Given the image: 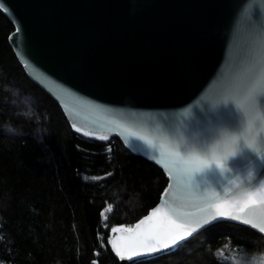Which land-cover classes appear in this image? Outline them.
Instances as JSON below:
<instances>
[{"label":"water","instance_id":"water-1","mask_svg":"<svg viewBox=\"0 0 264 264\" xmlns=\"http://www.w3.org/2000/svg\"><path fill=\"white\" fill-rule=\"evenodd\" d=\"M0 11L14 26L8 41L25 73L57 102L73 131L101 142L118 138L166 175L154 208L132 229L112 233L121 264L174 250L156 241L160 252L140 246L151 229L178 231L170 219L191 232L180 244L220 222L264 237L243 222L264 226L259 216L213 219L214 207L209 215L217 200L237 212L256 188L247 152L229 159L226 171L193 175L177 168L168 151L201 152L205 134L223 123L225 99L243 122L238 132L207 144L208 153L222 155L233 141L264 149V105L257 102L264 94V0H0ZM258 172L257 181L264 166ZM133 247L143 254L132 255Z\"/></svg>","mask_w":264,"mask_h":264},{"label":"trees","instance_id":"trees-1","mask_svg":"<svg viewBox=\"0 0 264 264\" xmlns=\"http://www.w3.org/2000/svg\"><path fill=\"white\" fill-rule=\"evenodd\" d=\"M0 11V259L8 264H121L112 233L158 203L164 172L118 138L71 128L25 73ZM129 264H264V237L216 223L174 250Z\"/></svg>","mask_w":264,"mask_h":264},{"label":"snow or ice","instance_id":"snow-or-ice-1","mask_svg":"<svg viewBox=\"0 0 264 264\" xmlns=\"http://www.w3.org/2000/svg\"><path fill=\"white\" fill-rule=\"evenodd\" d=\"M15 36V34H13ZM254 76L250 77L253 79ZM257 102L261 105H264V94L257 97ZM232 101L230 99H225L221 101V111L220 116L224 118L223 123L220 128L210 131L205 134V147L201 152H182L174 147L168 149L169 153L175 157L173 163L177 168H187L191 170V173L194 175L196 173H203L210 170H219L221 172L226 171V165L229 162V159L236 157L239 152H247L252 163V168L248 169L247 175L249 180L256 181V188L247 193V198L243 201L241 207L237 212L233 213L227 211L230 207L229 203L226 200H217L215 205L209 204V215L212 214L211 209L214 207L216 215L213 219L218 218H228L239 220L243 216L251 213L252 216H259L261 218V223L264 224V177H260L257 181V176L259 175L258 168L264 166V149H259L254 147L252 144L241 142L237 144L235 141L232 142L231 148L229 151L222 155H210L207 151L206 145L209 143H214L222 139L223 134L228 132H238L240 126L243 122V116L237 115L232 108ZM79 131V129H77ZM101 139H107L106 137H100ZM130 139L141 140L144 138L140 136H132ZM145 144H148L152 148H156L157 145L150 141H144ZM133 149L138 150V145L133 144ZM161 148L164 146L161 145ZM233 164L235 161L233 160ZM258 209V210H257ZM155 215V213H154ZM151 219V218H149ZM245 224H252V227H259V231L264 233V226L253 223L250 219H244ZM144 221H141L143 224ZM170 225L175 231L174 234L171 233H162L157 229H151L144 234V243L140 245L141 247L147 248L150 253H156L162 251L161 248L154 246L151 241H156V243L163 244V250H171L173 247H179L180 243L185 241L188 236H191V232L186 231V226L184 224L177 223L174 220H169ZM140 225H137L139 228ZM132 255L140 256L141 253L136 247L131 249ZM117 254L120 255L119 249H117ZM131 257H129L130 259Z\"/></svg>","mask_w":264,"mask_h":264},{"label":"rangeland","instance_id":"rangeland-1","mask_svg":"<svg viewBox=\"0 0 264 264\" xmlns=\"http://www.w3.org/2000/svg\"><path fill=\"white\" fill-rule=\"evenodd\" d=\"M0 264H8L6 262H4L3 260L0 259Z\"/></svg>","mask_w":264,"mask_h":264}]
</instances>
